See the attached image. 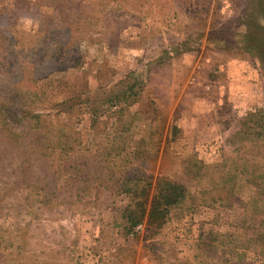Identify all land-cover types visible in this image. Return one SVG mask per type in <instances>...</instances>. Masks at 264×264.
Segmentation results:
<instances>
[{
  "label": "rangeland",
  "instance_id": "rangeland-1",
  "mask_svg": "<svg viewBox=\"0 0 264 264\" xmlns=\"http://www.w3.org/2000/svg\"><path fill=\"white\" fill-rule=\"evenodd\" d=\"M0 264H264V0H0Z\"/></svg>",
  "mask_w": 264,
  "mask_h": 264
},
{
  "label": "trees",
  "instance_id": "trees-1",
  "mask_svg": "<svg viewBox=\"0 0 264 264\" xmlns=\"http://www.w3.org/2000/svg\"><path fill=\"white\" fill-rule=\"evenodd\" d=\"M140 85V80L137 79L134 85L129 86L128 90L121 95H116L119 100H123L124 103L129 102L133 96L138 97V94L134 90ZM115 97V98H116ZM134 98L132 101L134 102ZM137 99V98H136ZM129 183V182H128ZM150 186V185H149ZM157 187L159 186L158 193L156 197L151 201V208L148 214V218L153 222L161 223L168 215V210L165 209L167 206H174L181 202L182 198L185 196V187L182 183L170 181V180H160L157 182ZM126 191L135 192V188L132 187ZM134 199V198H132ZM124 217H126V231L136 230V228L142 223L145 217V210H127L124 212ZM160 225V224H159ZM130 227V228H129Z\"/></svg>",
  "mask_w": 264,
  "mask_h": 264
},
{
  "label": "built area",
  "instance_id": "built-area-1",
  "mask_svg": "<svg viewBox=\"0 0 264 264\" xmlns=\"http://www.w3.org/2000/svg\"><path fill=\"white\" fill-rule=\"evenodd\" d=\"M140 228H141V226H138V227L136 228V231L139 230Z\"/></svg>",
  "mask_w": 264,
  "mask_h": 264
}]
</instances>
